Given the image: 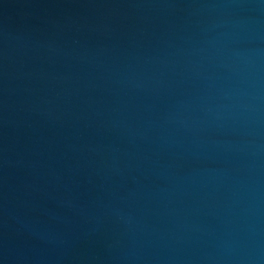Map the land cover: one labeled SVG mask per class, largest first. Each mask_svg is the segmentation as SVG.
<instances>
[{
    "label": "water",
    "instance_id": "1",
    "mask_svg": "<svg viewBox=\"0 0 264 264\" xmlns=\"http://www.w3.org/2000/svg\"><path fill=\"white\" fill-rule=\"evenodd\" d=\"M0 264H264V0H0Z\"/></svg>",
    "mask_w": 264,
    "mask_h": 264
}]
</instances>
